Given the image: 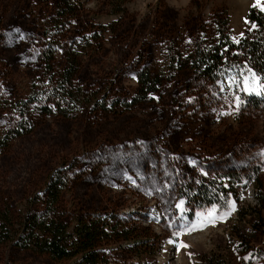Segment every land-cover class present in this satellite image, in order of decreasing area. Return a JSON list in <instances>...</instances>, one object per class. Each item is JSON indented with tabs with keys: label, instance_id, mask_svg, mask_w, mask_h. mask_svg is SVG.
Instances as JSON below:
<instances>
[{
	"label": "rangeland",
	"instance_id": "obj_1",
	"mask_svg": "<svg viewBox=\"0 0 264 264\" xmlns=\"http://www.w3.org/2000/svg\"><path fill=\"white\" fill-rule=\"evenodd\" d=\"M71 1L78 13L65 44L79 56L74 85L84 101L32 109L30 129L18 135L16 104L53 83L41 53L59 10L55 0H0V216L8 223L0 264L70 262L27 246L20 226L28 213L46 212L45 184L62 165L70 169L59 211L69 230L84 215L108 221L112 236L101 249L109 264H264V228L250 239L239 228L257 204L258 179L264 193V102L245 101L260 88L250 77L236 88L231 70L199 78L181 60L215 40L222 21L238 40L253 28L248 9L262 10L264 0ZM143 69L161 81L136 102ZM190 176L231 186L226 205L190 212L177 194Z\"/></svg>",
	"mask_w": 264,
	"mask_h": 264
},
{
	"label": "trees",
	"instance_id": "obj_2",
	"mask_svg": "<svg viewBox=\"0 0 264 264\" xmlns=\"http://www.w3.org/2000/svg\"><path fill=\"white\" fill-rule=\"evenodd\" d=\"M55 1L59 13L54 17L52 28L48 32L50 42L41 53L44 73L53 83L47 86L42 82L36 86L30 98L16 104L20 123L14 130L18 135L30 129L32 109L50 113V102L58 109L64 110L63 106H70L76 102L77 95L80 102L84 101L83 93L77 92L74 85V75L80 63L79 56L73 47L65 44L67 24L77 15L78 7L71 0ZM247 17L256 27L246 30L238 40L233 41L224 33L226 22L222 21L219 35L215 40L205 45L197 44L181 60L196 76L211 81L220 80L225 77L227 71L231 70L233 71L232 81L239 89L244 88V78L253 79L254 73L258 78L256 83L260 88V94L245 101L250 100L252 105L258 106L264 102V86H262L264 85V11L250 7ZM57 56H61L66 61V64L59 68H56ZM160 81L158 74H153L147 69L140 71L136 102L148 100L157 92ZM89 108L96 109L92 104H89ZM69 166L62 165L54 169L50 175L43 190L48 209L46 212L27 214L20 225L25 232L22 240L27 246L40 253H46L56 260H69L68 264H109L108 256L101 249L103 243L110 240L112 236L107 229L108 221L102 216L84 215L79 217L75 227L69 230L66 217L59 211L61 192L65 186ZM254 173L258 175V170ZM257 184L259 189L257 204L251 207L248 213L242 215L239 222L240 234L249 239L254 238L257 229L264 228V193L259 179ZM230 190H233L231 186L225 187L214 179L190 176L179 181L177 194L183 200L184 206L193 212L203 205L225 206ZM247 216L249 219L245 220ZM1 217L0 238L8 232V223ZM205 262L206 264H225L211 257H206Z\"/></svg>",
	"mask_w": 264,
	"mask_h": 264
},
{
	"label": "snow or ice",
	"instance_id": "obj_3",
	"mask_svg": "<svg viewBox=\"0 0 264 264\" xmlns=\"http://www.w3.org/2000/svg\"><path fill=\"white\" fill-rule=\"evenodd\" d=\"M259 3H260V0H257V5H259ZM262 10H264V8H262ZM246 22H247V21H246ZM252 27L254 28V27H256V25L253 24ZM252 77H253L252 82H253V83H256L258 78L255 77V74H254V73L252 74ZM245 83H246V84L248 83L247 78H246V80H245ZM262 86H264V85H262ZM246 90H248V91H256L257 89L254 88V87H249V88H247ZM258 94H260V93H258ZM178 207H180V205H178ZM231 208H232V211H235V205H234V204L231 205ZM213 215H214L213 212H209V213L207 214V216L204 218L205 221H210V218L213 217ZM226 215H230V213H226L225 216H226ZM218 218H219V219H223V218H225V217H218ZM212 222L214 223V221H212ZM190 230H191V229H190ZM181 247H187V245H181Z\"/></svg>",
	"mask_w": 264,
	"mask_h": 264
}]
</instances>
